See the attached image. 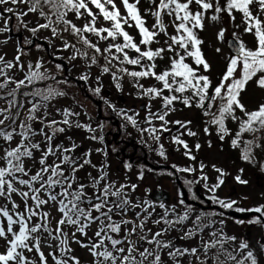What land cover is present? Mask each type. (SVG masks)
I'll list each match as a JSON object with an SVG mask.
<instances>
[{
    "label": "snow or ice",
    "instance_id": "6c2138e0",
    "mask_svg": "<svg viewBox=\"0 0 264 264\" xmlns=\"http://www.w3.org/2000/svg\"><path fill=\"white\" fill-rule=\"evenodd\" d=\"M5 5L8 7L0 11V21H3L0 34L11 33L13 18L33 36L42 29L50 31L51 36L46 38L49 43L69 33L93 54L81 52L76 44L63 40L60 50H73L68 60L84 59L89 62V70L93 65L99 66L101 75H111L118 91L123 88L124 77H129L138 98L149 101L144 117L148 127L139 126L138 112L129 114L130 110L117 109L106 99L104 103L142 136L147 133L156 141L161 157L167 158L163 144L159 143L161 135L157 133H170L171 124L178 133L171 137L172 143L181 146L188 159H196L189 144L181 138L198 136L190 127L192 121L167 119L177 111L176 104L200 109L208 118L203 132L211 135L210 129L214 128L220 141L231 137L230 145L241 149L243 161L253 163L254 149L264 150L261 142L264 102L252 110L242 102V93L250 85L264 92V0H0V6ZM30 14L38 16L34 27L28 26L31 21L24 20ZM237 15L240 23L235 26L251 36L252 46L233 32L235 54L226 57L225 70L214 84L206 74L211 72V65L202 50L205 42L200 33L205 31L208 20L215 23L227 16L234 23ZM226 31L220 28L216 39L223 41ZM8 39L3 43H8ZM24 42L32 43L27 38ZM100 42H105L103 48ZM215 52L220 53L221 48L217 47ZM25 54L18 43L12 60L6 54L0 55V92L14 85L0 95V100L7 105L0 108V264H83L81 249L90 257L88 264H184L185 259L187 264H264V243L258 242V247L253 248L241 239L237 244V237L228 236L223 228L210 232V238L204 239L205 230L217 223L210 216L223 217V212L194 215L193 206L185 204L180 193L182 211L176 205L169 208L161 203L159 207L164 211L153 218L154 204L147 199L132 200L130 192L136 191V184L117 185L109 179L105 149L89 148L77 153L82 145L68 133L80 129L89 133L85 139L103 144L105 122H98L94 128L82 123L78 119L80 112L70 108L56 110L61 119H49L51 101L67 93L53 84L37 85L49 80L56 84L69 82L57 80L48 69L41 71L42 59L25 65L22 60ZM98 56L105 64L99 63ZM55 67L58 71L64 70L61 63ZM13 69L23 73V78L10 76L8 73ZM89 78L90 71L86 70L77 79L87 83ZM96 83L100 84L99 76ZM23 88L31 90L21 92ZM89 91L99 96L101 86ZM18 95L31 98L27 100L30 107L26 108L23 119L20 117L25 103L17 99ZM153 101H159L156 111H152ZM77 104L83 108L79 101ZM154 121H159L160 126L156 127ZM229 121L237 124L234 135L228 127ZM246 134H251V138L245 139ZM64 140L69 143L66 145ZM200 147L199 143L195 145L196 150ZM93 151L105 157L99 165L92 160ZM131 167L130 163L125 164L126 169ZM172 167L176 172L196 171L192 166ZM205 167L201 162L199 178L184 181L190 193L193 184L204 181V188L213 193L209 199L219 207L258 214L236 223L264 224V204L244 208L236 206L235 200L216 197L215 191L225 183L224 177L228 174L212 165L218 175L216 182L209 185ZM261 168L264 170V164ZM88 169L95 170L96 175ZM82 171L84 175H78ZM143 178L141 170L138 179ZM235 179L240 184L248 183L240 175ZM192 199L199 198L193 193ZM52 208L59 213L58 219L51 215ZM218 222L223 225L224 220ZM173 232L178 235H172ZM194 239L195 246L177 243ZM229 242L233 245L231 250L225 248Z\"/></svg>",
    "mask_w": 264,
    "mask_h": 264
},
{
    "label": "rangeland",
    "instance_id": "374dc122",
    "mask_svg": "<svg viewBox=\"0 0 264 264\" xmlns=\"http://www.w3.org/2000/svg\"><path fill=\"white\" fill-rule=\"evenodd\" d=\"M3 7H8V5L0 6V11H2ZM15 7V6H13ZM19 7H23L22 5ZM5 15H11L8 13H5ZM38 16L36 14H30L27 17H24L25 21H31L29 23V27L36 26ZM43 20H40V23H43ZM80 23V22H77ZM240 23V17L237 15L236 21L233 23L231 22L227 16H223L221 20L213 23L210 20L206 21V29L205 31L200 33V37L204 40V44L202 45V50L205 53L206 59L211 65V72L206 73L210 76L213 83H217L219 81V78L222 74V72L225 70L226 65V57L232 55V53L229 52L227 49V41L229 39H233V32L240 34V39L243 40L249 47L252 46V38L251 36L244 34L242 32L241 28H237L235 25ZM0 26H3V21H0ZM10 27L12 28L11 34L10 33H4L0 34V55L6 54V58L8 60H12L14 55L16 54V48L19 43V45L23 48L25 55L22 56V60L24 61L25 65L31 61L33 64L37 60L42 59V62L44 64V68L41 69V71H44L45 69L49 70L50 75H55L57 80H64L62 78L63 71H58L55 67L56 63H61L60 61H64L67 64L68 68V75L76 80L82 73H84L86 70L90 71V78L88 82L86 83V92L91 95L92 99L99 102L101 105H103L102 110V116L103 117H109L113 116L115 118V121L118 122V124H115L112 120L105 121V126L103 129V135L104 138L107 137V141L113 139V142L117 144L120 142V140H124L123 148L121 151V157L120 160L127 159L125 157H128L130 155H133L134 153L139 157V153L141 154V161L146 158V160L150 164H157V165H176L180 168H185L192 166L196 169L193 173H185V172H179L180 177L185 180H196L201 175L199 171V165L202 162L203 164L207 165V167L204 168V173H206L209 176L208 184H214L216 182V176L218 175L212 168V165H215L218 168L223 169L228 175L224 177L225 183L218 188L215 191V196L223 199L225 201L229 200H235L238 202L236 206L244 207V208H250L255 207L261 204H264V170H262L261 165L264 164V150L262 149H254L253 155L255 157V160L253 163H248L243 161L241 156V149H233L230 145V137H226L224 141H220L219 137L216 135V131L214 128H211V135H206L203 132V127L206 126V121L208 120L207 117H204L202 115V111L200 109L192 108H184L181 104H176L177 111L173 112L167 119L174 121V120H191L192 124L190 127L193 131H196L198 133V136L196 137H188V136H182L181 138L186 140V142L189 144L191 151V154L195 156V160L188 159L183 153L184 149L181 146L175 145L172 143L171 137L173 135L178 134L176 131V126L169 125V127L172 129V131L165 132V133H157L158 135H161L160 144H163L164 151L166 155V159L164 157H161L158 155L159 150V144L151 139L147 133H144L143 136L141 133L136 129L133 128L130 124H127L126 121L121 119L116 112L112 111L111 108L108 107L107 104L104 103V100H108L111 104L115 105L117 109H125L130 110L129 114H134L136 112L139 113V116H137V120L139 123V126L141 128H147L148 125L144 123V117L146 116V109L145 105L149 103L147 98L140 99L138 98L136 94V89L132 86V81L129 77L125 76L124 79L121 81L122 83V90H117L115 87V84L111 78L110 74L101 75V68L97 65H93L91 69L89 70L87 68L88 61L84 59H77L75 61H70L67 59V57L72 55V49H69L67 51H61L63 40H68L69 43L76 44V47L80 48L81 52L87 51L89 55H92L91 49H86L82 44H80L76 37L71 36L69 33H63L62 37H57L49 43V41L46 39L51 36L50 31L48 30H40L33 36V34L27 29L23 28L22 26H18V22L13 18V20L10 22ZM62 27V26H61ZM220 28H226L227 31L225 32V39L223 41L216 39V33ZM11 35V36H10ZM11 37L8 39V37ZM25 38L28 40H31V44L25 43ZM93 42L96 41L95 37H89ZM5 39H8V43H3ZM33 40H38L42 44L40 49H37L36 45L37 43H33ZM234 40V39H233ZM49 49V57L47 56L45 46ZM100 47L105 46V42H100ZM219 47L221 48V52L217 53L215 52V49ZM56 57H61L63 59H56ZM99 63L101 65L105 64V61L101 57H97ZM51 62V63H50ZM53 63V64H52ZM115 63V62H114ZM161 66H163V62H160ZM75 65V67H73ZM131 67V66H129ZM64 68V67H63ZM135 70V69H132ZM115 71V69H113ZM10 76H12L14 79H21L23 78V73L18 72L17 70L13 69L9 71L8 73ZM100 77V84L97 85L96 78ZM2 79V78H0ZM81 81V80H79ZM53 81H50L49 83H52ZM70 82V81H69ZM84 82V81H83ZM142 83H148L146 81H141ZM71 84L73 82H70ZM85 83V82H84ZM75 84V83H73ZM37 86H40L37 85ZM58 88V86L54 85ZM97 86H101V93L98 95L92 94L93 92L89 91V88H95ZM14 87V85H9L8 89ZM8 89H5L3 92H0V95H3L5 92L8 91ZM23 88L21 91H24ZM31 90V89H30ZM29 89L27 91H30ZM78 90L82 92V89L79 87ZM79 92V97L70 100L66 96L63 97H57L56 99L52 100L48 111L51 113V116L49 119L55 117L56 119H61L56 114L57 109H64V108H70L74 111L80 112V116L78 119L85 124H91L92 127H97V123L101 122L99 120V112L98 109L92 104V102L86 98V96L81 94ZM103 97V99L101 98ZM8 99H12L11 97H8ZM17 99L19 101H23L25 103V109H21V119L24 118V115L26 114V108L30 107V105L27 104V100L31 99L30 97L25 98L22 96H17ZM88 99V100H87ZM77 101H79L80 105H83V108L79 107L77 104ZM242 102L249 108L250 110L254 109L258 103L264 102V92L259 91L258 89H255L253 85H250L246 91V93H242ZM152 103V111H156L159 107V101H153ZM143 105V108L141 109V106ZM6 101L0 100V108L6 107ZM85 112L87 115H85ZM91 117V119L89 118ZM104 122V121H102ZM231 125L232 132L237 128V124L234 122ZM154 125L156 127L160 126L159 121H154ZM35 127H39V124H34ZM123 126V127H122ZM119 132V133H118ZM121 136L117 137L116 134H120ZM99 131L97 132V135H99ZM68 135H72L73 139L82 145L81 148L77 149V153L86 151L87 149L91 148L95 150L96 148H103L106 150L104 143L100 144L91 140L85 139L89 133L80 130V129H72L71 132L68 133ZM259 135V134H258ZM106 136V137H105ZM130 138L136 141L138 145H140V148H135L131 151H129V154L125 153V149L128 148L126 141ZM245 139H250L251 134H246ZM18 139V138H17ZM36 139H39L37 137ZM60 139H63V137H60ZM105 140V139H104ZM209 141H211V146H209ZM105 142V141H104ZM261 142H264V138H262ZM64 143L67 145L69 142L67 140H64ZM199 143L201 145L199 150H196L195 145ZM129 149V148H128ZM179 149V150H177ZM141 150V151H140ZM143 153V157H142ZM145 153L148 155L145 156ZM37 155H39L37 153ZM113 158V157H112ZM109 159L108 155L106 157L107 164H108V173H109V179L111 181H115L117 185L119 184H136L138 187L135 192H130V196L132 200L135 202L137 199L139 200H145L148 199V195L154 191V190H166L169 191L171 195H175L174 192L170 191L172 187V183L168 180V172L157 170L153 171V175L150 172H145L142 167L137 168V172L131 174L126 172L127 170L122 167V162L120 161L116 162L114 159ZM105 157L102 153H96L93 151L92 160L94 163L99 165ZM243 169V172L240 170ZM89 171H92L93 175H96V171L93 169H88ZM126 170V171H125ZM141 170H143V179H138V176L141 173ZM78 175L83 176V171L79 173ZM237 175H240L242 179L248 181L247 184H240L236 181L235 177ZM204 181H200V183L195 184L194 188H197L199 190V194L201 196L210 197L213 195V193L208 192L204 188ZM193 189V188H192ZM176 192V191H175ZM193 194V193H192ZM152 204H154L155 211L153 213V218H156V216L164 211V209H161L159 205L161 203H155L150 201ZM214 203V202H213ZM166 207H171L172 204H166L163 203ZM175 205L177 206L178 211L183 210V206L179 205V202H176ZM47 210V209H46ZM225 210V209H224ZM139 211V209H137ZM152 211V209H150ZM209 214L213 212H208ZM215 213V212H214ZM195 214H199L196 210L194 212ZM51 215L55 218H59V213L56 212L54 208L51 209ZM220 218L221 216L218 215H212L210 216V219L213 221H216L217 218ZM205 222H208L207 220ZM54 223V221H53ZM252 227V230L247 232L244 236V227ZM149 227H153V230L155 231V227L149 222ZM95 226H93V229ZM223 228L224 233H226L228 236H235L237 237L236 243L238 244L241 239L247 240L250 245L253 248L258 247V242L264 243V226L263 225H255V224H249V223H243L240 224L239 227L234 228V226L231 225H221L215 224L214 227L210 229H206L203 233L204 239H209L210 235L209 233L216 230ZM91 235V232L89 233ZM172 235H178V233L173 232ZM178 244L186 243L190 244L192 246H195L197 244V240L192 241H177ZM73 247H77L76 245H73ZM233 247L232 243H226L225 248L228 250H231ZM215 251V250H213ZM79 255L83 261V264H88V260L90 257L87 256L85 250H79ZM211 255V253H209ZM223 259V257H221ZM184 264H187V259H185Z\"/></svg>",
    "mask_w": 264,
    "mask_h": 264
},
{
    "label": "flooded vegetation",
    "instance_id": "af4514ba",
    "mask_svg": "<svg viewBox=\"0 0 264 264\" xmlns=\"http://www.w3.org/2000/svg\"><path fill=\"white\" fill-rule=\"evenodd\" d=\"M64 79H66L67 81H70V82L75 83L77 86H79L82 89V91H83L84 95L86 96V98H88L92 102V104L98 109V112H99L98 118H99V120L104 121V122L105 121L112 120L113 122H115V124H118V122L115 121V118L113 116H109V117H103L102 116L103 105H101L99 102L93 100L92 97H91V95H89L86 92V83H84L83 81L76 80V79L70 77L69 75H67V78H64ZM92 94H94V93H92ZM116 135H117V137H119V136H121V133L120 134H116ZM107 137H108V134H107ZM107 137L104 140L105 142L107 140ZM120 142L122 143V142H125V141L124 140H120ZM143 151L144 150H142L141 152H143ZM145 155L148 157V155L146 153H145ZM136 156L137 155L134 153L133 155H130V156L125 157V158H127L130 162H132L136 158ZM142 157H143V153H142ZM164 166L167 167L164 171H167L168 174L169 173H172V175H169L168 176L169 177L168 180L172 183V187H171L170 191L171 192L173 191L174 194L176 193L175 195H171L172 193L170 194V200H169L168 204L171 203L172 205H175L176 202H179V199L181 198L180 197V193H182L181 192V188H183V190L185 191V193L187 195V200H188V203H185V204L192 205L193 208H194V210H196L198 213H200V212H204V213H208V212L220 213V212H223L224 213V216L223 217H220V218L219 217L217 218V220H216L217 223H215L216 225L219 224L218 221H220L221 219H223L224 220L223 225H231V226H234V228L240 226V224L236 223L235 221L236 220H241V219H236V218L231 217V216L228 215V213L234 212V211L224 210L223 208L219 207L218 204L213 203V201L211 199H209V197L201 196L199 194V190L197 188H194L195 184L192 185V188H193L192 189V193H194L199 199L198 200H193L192 199V193H190L188 191V186L185 185V183H184L185 179H183V178L180 177L179 172H176L175 168H173L172 165H164ZM177 181L181 184V188L179 187ZM194 204L203 207V209H200L198 206H196ZM209 207H215V209H212V210H209V209H206L205 210L204 209V208H209ZM235 213H237V212H235ZM237 214L244 215L246 213H237ZM254 217L255 216L250 217V218H248L247 220H244V221H248V220H250V219H252ZM255 225L256 226L257 225H263L264 226V224H255ZM252 228H253V226L252 227L251 226L250 227H246L245 226L244 227V236H245V234L247 232H249L250 230H252ZM208 229H210V228H208Z\"/></svg>",
    "mask_w": 264,
    "mask_h": 264
},
{
    "label": "trees",
    "instance_id": "16d2710c",
    "mask_svg": "<svg viewBox=\"0 0 264 264\" xmlns=\"http://www.w3.org/2000/svg\"><path fill=\"white\" fill-rule=\"evenodd\" d=\"M50 81L51 80L46 81L43 84H40L39 87H44L45 84H53V85L58 86V89L65 91L67 93L65 96L68 99L74 100V99L79 97V92H81V91L78 90L79 86H77L76 84H73V83L71 84L69 81H68L69 82L68 84H56L54 81L52 83H49ZM28 89L30 90V88H26V89H24V91H27ZM24 91H22V92H24ZM81 94L83 95V91L81 92ZM227 123H228V127L232 130L231 125L233 123H231V121H229ZM236 130H237V128H235V130L232 132L233 135L235 134ZM229 139L231 140V137ZM126 144L129 146L128 147L129 149L128 148L125 149L126 154H129V151H131L135 148H141L140 145H138L136 143V141H134L133 139L131 140L130 138L127 139ZM104 145H105L106 151L108 153L109 159H111L113 157L112 159H114L116 162H118V161H120V163L122 162V167H124V168H125V164L130 163L132 165L131 169L125 168L127 170V171L125 170L126 172L133 174V173L137 172L136 170L140 166V167H142V169L145 172H150L152 175L154 174L153 171H149L150 168L143 165V163L141 161V154L140 153L138 154L139 157L137 159L135 158L132 162H130L128 159L120 160L119 158L121 157V151L123 148V143L119 142V143L115 144L113 142V139H112L109 142L106 140V142H104ZM113 149H115V150H113ZM153 165L158 166L156 163ZM162 171H164V170H162Z\"/></svg>",
    "mask_w": 264,
    "mask_h": 264
},
{
    "label": "water",
    "instance_id": "95a60500",
    "mask_svg": "<svg viewBox=\"0 0 264 264\" xmlns=\"http://www.w3.org/2000/svg\"><path fill=\"white\" fill-rule=\"evenodd\" d=\"M39 44H43V43H39ZM234 44H235V40H233V39H229L227 41V49L229 50L230 53H232V55L235 54ZM45 49H46L47 54H49V49L46 46H45ZM61 64H63L64 70H65V75H66L67 74L66 64L65 63H61ZM142 108H143V105L141 106V109ZM144 164L147 165L153 171H157L159 169H166V167H162V166L155 167V166L150 165L146 161V158H144ZM177 183H178L179 187L181 188V184L178 181H177ZM181 192L183 193V199H184L185 203H188L187 195H186L185 191L183 190V188H181ZM148 199L150 201H153L156 203H168L170 200V194L166 190H154L148 195ZM194 205H196V204H194ZM196 206H198L200 209H203V207H201L199 205H196ZM204 209L205 210L206 209H215V207H209V208H204ZM228 215L231 217H234L236 219L247 220L248 218L253 217V216H257L258 214L246 213L244 215H239L235 212H230V213H228Z\"/></svg>",
    "mask_w": 264,
    "mask_h": 264
}]
</instances>
